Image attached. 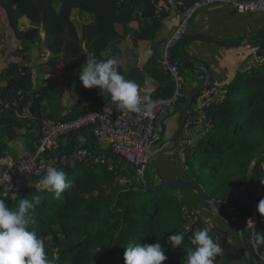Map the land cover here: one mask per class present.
Masks as SVG:
<instances>
[{
	"label": "trees",
	"instance_id": "16d2710c",
	"mask_svg": "<svg viewBox=\"0 0 264 264\" xmlns=\"http://www.w3.org/2000/svg\"><path fill=\"white\" fill-rule=\"evenodd\" d=\"M175 1L189 7L197 0ZM154 3V0H0L19 43L12 52L13 59L5 67L0 65V98L7 102L21 91L11 99L14 104L8 110H0V160L7 157L6 149L16 148L19 142L31 150L22 158L35 152L39 141L36 128L41 121L66 123L87 115L101 106L103 99H108L99 95L98 89L82 87L76 100L68 101L62 87H35L30 66L47 68L60 61L65 71H70L81 68L89 55L98 59L116 56L119 71L140 85L141 95L153 99L172 96L174 83L157 62L162 48L158 50L153 40L164 21L176 11L163 7L156 13ZM30 7L33 13H29ZM74 10L81 20L79 31L71 20ZM34 14L40 15L39 27L34 22L26 23ZM87 17L92 18L86 21ZM123 44L126 49L134 50L145 44L154 54L141 64H130L120 53ZM250 44L256 48L257 56L264 59V35L252 37ZM34 47L40 55L32 61L29 51ZM178 48L173 52L174 59L179 58L176 57ZM26 62L30 63L24 66ZM178 69L181 73L185 70ZM222 89L225 90L222 102L203 107L205 121L201 125L206 123L207 128L188 147L184 165L190 183L198 185L223 218L241 231L252 263L258 264L253 234L255 230L264 231V217L257 212L259 201L264 199V62L247 72H237ZM181 113L180 121L184 118L182 110ZM93 141L92 138V150L86 144L82 146L96 156ZM74 142L72 138L63 151L67 152ZM110 157L116 165L112 170L92 165L90 161L76 162L75 167H60L72 186L59 198L44 190L38 180H32L21 190H0V199L15 210L19 199L41 197L31 227L38 235L53 237L46 242V253L49 259L55 258V264H125L124 251L129 244L157 241L166 249L168 259L164 264H186L187 250L192 246L191 234L184 229L182 208L187 205L195 209L192 196L204 204L200 194L177 186L162 187V183L176 185L186 181L154 178L149 168L148 188L137 176L131 186L121 187L116 183V175L121 170L130 178L135 175L116 157ZM197 216L200 226L227 233L240 241L226 224L228 232L209 228L198 213ZM250 219L255 228L248 225ZM181 232L185 240L181 248H174L168 243V237ZM221 247L223 252L226 247Z\"/></svg>",
	"mask_w": 264,
	"mask_h": 264
},
{
	"label": "built area",
	"instance_id": "2783aa9c",
	"mask_svg": "<svg viewBox=\"0 0 264 264\" xmlns=\"http://www.w3.org/2000/svg\"><path fill=\"white\" fill-rule=\"evenodd\" d=\"M156 13H160L163 7L168 11H176L180 20L171 34L163 43L161 54L157 60L161 69L168 73L174 83V93L166 99H153L149 95L144 97V103L152 105L153 115L146 117L143 112L129 113L126 110L116 109L109 99H103L102 105L92 109L87 115L66 123L41 121L39 125V141L35 152L26 158L13 159L5 157L0 160V190L4 192L21 190L32 180H39L46 174L48 166L57 168L70 166L81 161H90L92 165L104 166L110 170L116 167L115 161L110 157H120L138 171L144 167L148 155L164 145V127L162 116L177 108L186 99L184 87L186 79L178 67L170 61V50L186 35L188 25L196 12H200L212 5H224L234 9L238 14H260L264 16V0H197L191 6L186 7L181 1L154 0ZM6 46V39L0 26V56ZM263 58L254 55L252 61L243 71L247 72L255 66L261 65ZM225 98V90L222 87L211 86L201 90L192 104L190 115L186 118L177 147L181 151V163H185L188 147L190 146L189 134L193 127L204 124L203 107L220 103ZM14 102L3 101L0 98V110H8ZM207 128V124L205 126ZM88 130L99 151L96 156L88 148L77 142L64 152L71 143L72 138L81 132ZM71 137V138H70ZM109 153V156L106 154ZM48 158V160L45 158ZM135 180L130 178L123 170L116 175V183L121 187H129ZM232 210V209H231ZM184 229L192 233L200 228L197 222V210L184 205L182 208ZM252 227V225L250 224ZM214 240L221 246L230 241L226 233L209 230ZM222 254L216 258L215 264L221 259Z\"/></svg>",
	"mask_w": 264,
	"mask_h": 264
},
{
	"label": "crops",
	"instance_id": "0c3cea01",
	"mask_svg": "<svg viewBox=\"0 0 264 264\" xmlns=\"http://www.w3.org/2000/svg\"><path fill=\"white\" fill-rule=\"evenodd\" d=\"M29 13H33L32 7L29 8ZM91 18L92 17H87L86 21L91 20ZM39 20L40 15L34 14L33 17L27 19L26 23L28 24L29 22H34L33 24H35L36 27H39L37 26L39 24ZM71 20L75 23L77 30L79 31L81 20L78 18V12L76 10L72 11ZM179 20V14L174 13L164 21L162 27L159 29L153 40V44L158 50L162 48L163 43L174 30ZM0 26L6 39L5 49L0 56V65L5 67L7 63L13 59L12 52L19 47V43L16 41L13 31L9 26L7 15L1 7ZM259 35H264L263 15H240L229 6L212 5L194 14L188 25L187 33L183 39L203 36L216 39L222 43L238 44L247 39L251 40L252 37ZM41 42L42 34H40V43ZM40 43L39 45H41ZM182 46V48H180L181 46H179V48L177 47L176 57L180 58L181 56H187L189 61L195 66L185 68L182 73L186 79L184 87L186 97L195 87L202 84L205 80V75L200 68L203 67L207 71L209 81L213 83V86L224 87L233 80V77L237 72H244L243 69L248 66L257 52L256 48L252 47L250 42L241 47H225L205 41H193L183 44ZM145 49H147V45L145 44H141L136 50L131 48L126 49V46L123 44L120 46V53L124 54L128 63L131 64L133 62H137L138 64H141L148 57L145 55ZM29 53L32 61L37 60L40 55V51L36 47L32 48ZM179 58L175 60L178 62H185L184 58L183 60H178ZM28 63L30 62L23 64L25 66L28 65ZM30 67L32 69V77L35 87L43 85L62 87L66 90L67 96H69V93L77 95L83 87L78 77L69 75L73 68L70 71H65L62 62L60 61H58L53 67ZM76 90H78L77 93H75ZM181 110L184 115L182 105L162 116L161 122L164 127V145L171 140L178 130L179 124L182 121H180L182 118ZM203 130L204 126L201 124H198L191 129L189 134L190 145L196 142ZM89 137L92 139L91 133L86 130L73 138L75 140L74 143L77 142L80 145L86 144L88 147L87 143L89 142ZM179 138L180 136L177 138L174 148H171V150L167 149L168 151L165 150L163 152H159L152 157L148 167L151 176L163 181H177L181 179L186 181V183H190L188 179V171L185 165L181 163V151L177 147ZM90 149L92 150L91 146ZM30 151L31 150H28L27 148L25 149L22 142H19L16 148L13 146V148L9 147L6 149L5 156L13 159H20L27 155ZM93 151L97 154L103 152L98 150L95 143L93 145ZM46 159L48 160L47 157L45 160ZM151 164L152 167L150 168ZM193 200L198 215L202 218L203 223L207 227L223 229L228 232V228L221 218L216 216L209 209L202 207L200 205L202 202L200 199L197 200L196 197H194ZM224 246L226 248L223 249L224 251L222 252V257L217 264H244L245 256L240 241L230 237L229 243Z\"/></svg>",
	"mask_w": 264,
	"mask_h": 264
},
{
	"label": "clouds",
	"instance_id": "9594fccd",
	"mask_svg": "<svg viewBox=\"0 0 264 264\" xmlns=\"http://www.w3.org/2000/svg\"><path fill=\"white\" fill-rule=\"evenodd\" d=\"M153 54L151 48L145 49L146 56L151 57ZM79 81L85 89H98L99 95L107 96L116 109L129 113L143 112L146 117L153 115L152 105L144 103V97L140 94V85L119 71L116 56L98 59L95 55H89L79 71ZM71 166L75 167V164ZM39 185L57 198L72 186L67 173L53 165L48 166ZM40 205L41 197L38 195L31 200L19 199L15 210L0 199V264H55V258L49 259L46 253V242L53 237L38 235L31 227ZM257 212L264 217V199L259 201ZM249 224L255 228L254 222L249 221ZM184 240L182 232L168 237V243L174 248H181ZM189 241L192 247L187 250L186 264H215L216 258L222 254L221 244L213 239L208 228L195 230ZM253 241L258 264H264V252L261 251L264 248V231L255 230ZM165 251L158 241L144 245L129 244L125 247L124 261L125 264H164L168 259Z\"/></svg>",
	"mask_w": 264,
	"mask_h": 264
},
{
	"label": "water",
	"instance_id": "95a60500",
	"mask_svg": "<svg viewBox=\"0 0 264 264\" xmlns=\"http://www.w3.org/2000/svg\"><path fill=\"white\" fill-rule=\"evenodd\" d=\"M193 41H205V42H210V43H213V44H217V45H220V46H225V47H241L243 45H246L250 42L249 39L241 42V43H238V44H228V43H222L216 39H213V38H210V37H203V36H197V37H191V38H186V39H182L180 42L176 43L173 48L170 50V61L178 66V67H183V68H190V67H195L188 59L187 56L184 57V60L185 62H178L174 59V56H173V52L174 50L183 45V44H186V43H189V42H193ZM204 75H205V80L202 84L198 85L197 87H195L189 94L188 96L186 97L184 103H183V111H184V118L182 119V121L180 122L179 124V127H178V130L176 131V133L174 134V136L171 138L170 141H168L164 146H162L160 149L158 150H155V151H152L148 157H147V160H146V163L144 165V167L142 168L141 171H138L137 169H135L134 167L130 166L127 162H125L122 158L120 157H117V159L125 164L128 169H129V172L133 173L134 175H136L138 177V179L143 183V185L148 188L149 187V183L147 181V171H148V167H149V163L152 159V157L159 153V152H163L169 148H174L175 145H176V140L177 138L180 136L181 132H182V128H183V125H184V122L186 120V118L188 117L189 115V112H190V107L194 101V99L196 98V96L198 95V93L205 89V88H208V87H211L213 86V83L211 81H209V77H208V73L207 71L202 67L200 68ZM21 94V91H18L17 93L13 94L11 96V98H9V100H11L12 98H16L18 97L19 95ZM36 132H39V125H37V128H36ZM91 146V138L89 137V142H88V147L90 148ZM162 187L164 188H167V189H170V188H175L174 186H177V187H180V188H187V189H193V190H196L199 194H200V197L201 199L203 200L204 204H206L209 209L214 212L219 218H221L224 223L229 226L237 235H238V238L240 240V243H241V246H242V249H243V253L245 255V260H246V264H253L252 263V260H251V256L249 254V251H248V248H247V245L245 243V241L243 240L242 238V233L241 231H239L237 228H235L233 225L229 224L224 218L223 216L220 214V212L218 211V209L214 206V203L207 197V195L202 191V189L196 185V184H193V183H181V184H176V185H170L168 183H162L161 184Z\"/></svg>",
	"mask_w": 264,
	"mask_h": 264
},
{
	"label": "rangeland",
	"instance_id": "374dc122",
	"mask_svg": "<svg viewBox=\"0 0 264 264\" xmlns=\"http://www.w3.org/2000/svg\"><path fill=\"white\" fill-rule=\"evenodd\" d=\"M79 71H80V68H73L72 70H71V72L69 73V75H73V76H76V77H78L79 78ZM65 75H67V74H65ZM78 92V90H76V92L75 93H77ZM77 98V96H76V94H71V93H69V96H67V99H68V101H73V99H76ZM167 132V131H166ZM188 154V153H187ZM152 167V164L150 165V168ZM149 174H150V170H149ZM134 178H136L135 176H134ZM184 189H187V188H184ZM196 195V194H195ZM188 197H190V195H187ZM194 197L195 196H192V199L191 200H193L194 199ZM196 199L197 200H199V198H197L196 197ZM202 207H204L205 209H207L206 207H205V205L201 202V204H200ZM250 221H252L253 222V219H250ZM49 242V241H48ZM244 264H246L245 263V260H244Z\"/></svg>",
	"mask_w": 264,
	"mask_h": 264
}]
</instances>
